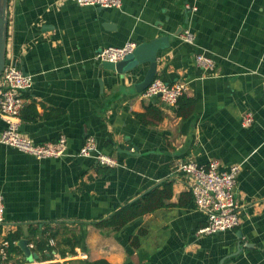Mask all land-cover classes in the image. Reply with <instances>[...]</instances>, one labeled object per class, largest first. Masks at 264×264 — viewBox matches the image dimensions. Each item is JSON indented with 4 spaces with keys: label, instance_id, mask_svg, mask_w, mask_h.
<instances>
[{
    "label": "crops",
    "instance_id": "1",
    "mask_svg": "<svg viewBox=\"0 0 264 264\" xmlns=\"http://www.w3.org/2000/svg\"><path fill=\"white\" fill-rule=\"evenodd\" d=\"M185 29L192 43L180 38ZM159 36L168 43L158 50L155 77L185 83V96L195 102L185 118L177 105L136 91L147 63L119 74L94 58L103 47ZM198 52L212 58L211 69L196 63ZM6 60L33 79L24 92L20 130L35 142L63 134L67 146L59 157L38 159L0 143V240L18 226L26 232L28 225L76 228L98 221L151 188L172 183L167 206L120 230L88 224L85 249L23 257L17 264H264V0H121L111 8L8 0ZM147 106L159 109L160 121L139 119ZM245 111L254 114L249 127L240 123ZM34 112L35 119L28 118ZM87 135L95 137L96 151L118 164L79 155ZM213 159L220 169L239 165V224L200 234L206 215L193 199L179 204L190 179L176 168Z\"/></svg>",
    "mask_w": 264,
    "mask_h": 264
},
{
    "label": "built area",
    "instance_id": "2",
    "mask_svg": "<svg viewBox=\"0 0 264 264\" xmlns=\"http://www.w3.org/2000/svg\"><path fill=\"white\" fill-rule=\"evenodd\" d=\"M72 1L80 6L101 8L120 7L121 5V0ZM190 9L195 10L196 7ZM179 36L183 41L193 42V35L188 29L183 30ZM135 47L136 43L129 40L119 46L103 47L95 54L94 58L100 63L103 61L117 62L131 54ZM194 59L204 69H211L213 66L212 58L203 52L196 53ZM32 85V75L24 73L14 60H6L0 75V117L4 121V127L0 131V143L38 159L59 157L66 151L67 139L65 135H59L54 141L35 142L20 130L21 112L25 105L24 92ZM185 89L184 82L169 84L155 77L142 91V96L158 97L164 103L175 106ZM253 122L254 114L251 111L241 114L240 123L242 126L249 127ZM96 148L95 137L87 135L78 153L83 156H93L100 165L113 167L118 164L114 157L96 151ZM176 169L190 179L189 191L192 193L194 205L206 215V224L197 230L198 233L210 234L231 230L239 224L238 203L234 192L239 171L238 164H231L225 169H220L219 162L215 159L210 160L206 165L188 160L179 163ZM3 211L4 205L0 195V225L4 221ZM49 244L54 245V239H50ZM7 245L8 241L2 238L0 240V260L3 262L7 258ZM28 246L32 248L33 243Z\"/></svg>",
    "mask_w": 264,
    "mask_h": 264
},
{
    "label": "trees",
    "instance_id": "3",
    "mask_svg": "<svg viewBox=\"0 0 264 264\" xmlns=\"http://www.w3.org/2000/svg\"><path fill=\"white\" fill-rule=\"evenodd\" d=\"M176 105L178 115L185 118L192 113L195 102L194 99L182 94L178 98ZM22 112L21 114L23 118ZM36 116L37 113L34 112V114L28 118L35 119ZM137 116L144 123H156L161 120L162 113L154 106H147L146 110L137 114ZM171 195L172 183L171 181H166L162 186L153 187L140 197L126 202L119 208L115 209L107 217L91 223H79L76 228L69 227L65 223H59L55 226H52L51 224H43L41 227L39 225H28L27 231L25 232L21 226H18L15 230L8 231L3 235V238L8 241L6 247L7 258L4 262L0 260V264H17L24 261L22 251L17 245V241L21 238H25L27 243H33L32 250L37 252L41 259L49 258L53 251L57 252L60 256H64L67 252L74 254L76 247L82 249H85L86 247L85 237L88 224H92L99 229L109 228L112 231L120 230L130 221L167 206ZM188 199L189 201L193 199L190 191L181 194L179 204H186L187 202L185 201ZM1 227L0 231H2ZM137 237L138 236L133 237L132 243H135ZM50 239H54V245L49 244ZM79 263L110 264L105 259H80Z\"/></svg>",
    "mask_w": 264,
    "mask_h": 264
},
{
    "label": "water",
    "instance_id": "4",
    "mask_svg": "<svg viewBox=\"0 0 264 264\" xmlns=\"http://www.w3.org/2000/svg\"><path fill=\"white\" fill-rule=\"evenodd\" d=\"M101 8V7H99ZM8 36V0H0V75L6 62V48ZM168 43L167 36H159L151 41L136 45L131 54L117 62L103 61L101 65L109 70L122 74L124 71L133 69L137 64H148V69L143 79L135 84V89L142 92L156 76L157 53ZM128 148L125 150L127 151ZM25 259L31 261L38 258V253L32 251L27 240L21 238L17 241Z\"/></svg>",
    "mask_w": 264,
    "mask_h": 264
}]
</instances>
